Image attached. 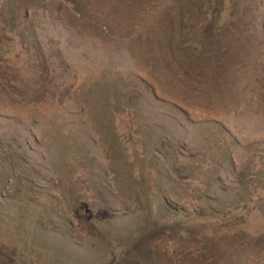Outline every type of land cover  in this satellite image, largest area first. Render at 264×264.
<instances>
[{"label": "rangeland", "instance_id": "374dc122", "mask_svg": "<svg viewBox=\"0 0 264 264\" xmlns=\"http://www.w3.org/2000/svg\"><path fill=\"white\" fill-rule=\"evenodd\" d=\"M0 36V264H264V0H0Z\"/></svg>", "mask_w": 264, "mask_h": 264}, {"label": "trees", "instance_id": "16d2710c", "mask_svg": "<svg viewBox=\"0 0 264 264\" xmlns=\"http://www.w3.org/2000/svg\"><path fill=\"white\" fill-rule=\"evenodd\" d=\"M221 11H223V12H225L224 11V8H222V10ZM225 15L223 16V18H221V22L222 23H224L225 21H226V17H229L228 15H226V12L224 13ZM6 41V38H4L3 36H0V41ZM192 45H194V44H192ZM196 46V45H195ZM196 49H197V47H195ZM252 197L253 196H249V199L248 200H240L239 201V203H238V205H237V207L235 208V209H233V210H231L230 212H227V214L225 215V216H230V215H232L233 213H235V212H237V211H239V210H245L247 207H246V205H245V203L246 202H249L251 199H252ZM252 209V208H251ZM259 211V210H258ZM260 212V211H259Z\"/></svg>", "mask_w": 264, "mask_h": 264}]
</instances>
